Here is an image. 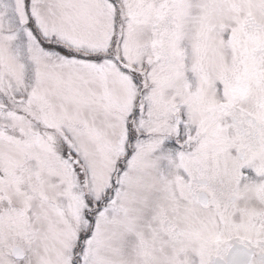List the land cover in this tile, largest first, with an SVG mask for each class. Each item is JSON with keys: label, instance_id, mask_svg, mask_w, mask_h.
<instances>
[{"label": "snow or ice", "instance_id": "6c2138e0", "mask_svg": "<svg viewBox=\"0 0 264 264\" xmlns=\"http://www.w3.org/2000/svg\"><path fill=\"white\" fill-rule=\"evenodd\" d=\"M0 264H264V0H0Z\"/></svg>", "mask_w": 264, "mask_h": 264}]
</instances>
